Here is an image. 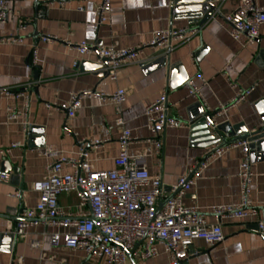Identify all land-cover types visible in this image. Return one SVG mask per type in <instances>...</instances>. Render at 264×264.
<instances>
[{
  "label": "crops",
  "instance_id": "crops-1",
  "mask_svg": "<svg viewBox=\"0 0 264 264\" xmlns=\"http://www.w3.org/2000/svg\"><path fill=\"white\" fill-rule=\"evenodd\" d=\"M8 1L15 18L0 25V37L21 36L24 42L0 44V88L25 90L30 83L34 86L28 136L19 123L9 122L7 115L9 107L21 108L23 102L0 95V150L6 151L0 154V170L11 173L9 183H0V264H19L20 258H23L20 264H109L104 258L88 260L82 250L54 248L48 234L53 230L48 229L47 233L42 224L30 227L24 240L14 237L11 241L9 236L13 235L12 230L23 212L39 201V194L32 190L33 183L42 180L47 166L60 156L77 158L84 147L95 169L115 168L122 133L116 126L119 117L124 120L125 128L138 138L130 145L129 153L145 154L150 175H162L167 186L177 184L201 160L212 146L210 137L219 138L203 122L202 108L204 115H209L206 108L217 110L231 103L241 91L252 89L218 121L220 125L243 124L249 132L262 127L259 104L264 100V25L259 40L250 45L246 36L234 40L223 20L237 9L240 0L214 3L218 14L167 57L171 68L174 67L172 72L158 63L165 57L160 50L148 47L139 61L118 70L116 81L98 76L99 71L82 69L83 61L99 62V58L94 53L80 59L74 45L87 41L95 48H133L148 44L163 30L198 27L192 20L175 15L173 0H111L112 12L105 24L99 23L96 13L101 0ZM256 2L264 6V0ZM21 23L26 25L25 31L20 30ZM44 35L59 40L43 43ZM34 49L41 60L38 79L34 78L35 70L31 66ZM76 60L80 61L77 68ZM188 80L200 88L201 101L189 97L185 87ZM166 88L171 115L189 125L165 130L160 136L162 147L158 149L145 111ZM118 89H124L127 95L120 107L84 99L74 118L64 110L47 108V104L67 103L71 93L91 90L111 95ZM105 138L110 140L99 147L93 145L95 140ZM18 143L25 146L12 148ZM242 160V148L235 146L211 160L186 195L184 204L197 207L214 223L211 208L240 202ZM13 168H19V175L14 174ZM252 170L250 197L256 206L264 207V159L256 160ZM19 190L25 193L22 200L14 197ZM78 204L76 193L60 197V205L68 211H75ZM223 231L225 240L216 246L196 239L191 248L195 255L181 264H264V237L255 224L224 220ZM33 241H39L41 247L33 248ZM158 249L160 255L156 259L133 258L126 264H170L164 248Z\"/></svg>",
  "mask_w": 264,
  "mask_h": 264
},
{
  "label": "built area",
  "instance_id": "built-area-1",
  "mask_svg": "<svg viewBox=\"0 0 264 264\" xmlns=\"http://www.w3.org/2000/svg\"><path fill=\"white\" fill-rule=\"evenodd\" d=\"M220 0H210L217 3ZM112 12L111 0H101L96 13L99 23L110 20ZM13 8L8 0H0V25L15 18ZM231 37L239 41L246 36L248 44L254 45L260 38L264 25V6L256 0H240L237 9L224 17ZM26 25L21 23L20 30L25 31ZM200 32V27L169 29L157 32L153 39L145 45L133 48L94 47L87 41L74 45L80 59L97 54L99 62L106 60L105 70L112 81L117 80L118 70L127 63L140 60L145 48H156L160 54L168 57L180 44L189 41ZM59 38L52 35L41 36L43 43H52ZM21 36L0 37V44H21ZM41 60L37 49L32 51L31 66L34 70L40 67ZM79 60L74 62L77 68ZM34 83L25 86V90L0 88V95L22 101L21 108L7 109L8 121L19 123L26 136L29 135V111L31 106ZM189 97L201 101L202 92L193 80L185 84ZM252 89L241 91L229 104L212 111L206 108L209 118L207 127L215 131L219 119L228 110L243 101ZM84 99H95L99 105L115 104L120 107L127 99L124 89L114 94L97 93L84 90L71 93L65 104H47L49 109L64 110L74 118L82 108ZM145 115L151 132L156 137V146L161 149V134L167 129L186 128L189 124L175 118L168 105V88L164 89L159 98L146 107ZM116 126L121 130L119 139V155L115 158L112 170H97L89 159L88 150L80 148L77 158L60 156L57 161L46 168L42 180L32 185V190L39 194L38 203L23 212L12 233L18 240L27 238L30 227L42 224L49 232L50 242L54 248L65 247L69 250H82L88 256L104 258L109 264H126L127 252H133V258L147 261L159 257V246H162L170 258V264L187 262L195 255L191 251L194 241L201 239L210 246H216L225 240L223 231L224 220H237L245 224H255L264 237V207L256 206L250 197L253 180V162L250 156L248 141H241L226 147L220 143L212 145L201 160L180 178L175 185L167 186L162 175L151 176L147 168L145 154L131 155L129 147L138 138L131 130L125 128L124 120L119 117ZM110 128L107 130V136ZM70 135V133H68ZM110 139L95 140L93 145L99 147ZM25 144H14L12 148L24 147ZM230 146L240 147L243 160L240 164L241 195L240 202L235 205H221L211 208L216 221L211 223L205 213L197 207H188L184 199L195 185L196 179L207 168L209 162L222 156ZM6 151L0 150V154ZM11 173L0 170V183H9ZM76 193L79 204L75 211H68L60 205L63 194ZM14 197L22 200L23 190ZM33 248H40L39 241L31 243ZM20 258L18 263H22Z\"/></svg>",
  "mask_w": 264,
  "mask_h": 264
},
{
  "label": "water",
  "instance_id": "water-1",
  "mask_svg": "<svg viewBox=\"0 0 264 264\" xmlns=\"http://www.w3.org/2000/svg\"><path fill=\"white\" fill-rule=\"evenodd\" d=\"M174 12L176 16H184L187 19L192 20L191 23L197 25L198 27H202L206 23H208L214 15L218 14V9L216 5L210 0H173ZM160 58L158 63L162 64L164 67H169V70L172 72V69L169 63V59ZM106 60L101 62H82V69L88 71H99L98 76H108V72L105 70ZM161 66V67H162ZM40 74V67H38L34 71V78L38 79ZM201 105L200 102H198ZM259 106L262 108L259 110L260 118L262 120V127L253 132H249V130L243 125H232L230 123H224L217 127L215 132L219 138L215 136L210 137L208 140L211 141L209 145H215L217 143H221L220 147H226L228 145H232L241 141H248L250 148V156L251 160L254 163L256 160L264 159V100L260 102ZM203 122L209 118V115H204V110L202 108ZM195 123V120H192ZM8 170H12L10 166L7 168ZM14 174L19 175V168H13ZM9 238L11 241H14V236L10 235ZM128 259L133 260V252H127ZM90 260V258L88 259Z\"/></svg>",
  "mask_w": 264,
  "mask_h": 264
}]
</instances>
